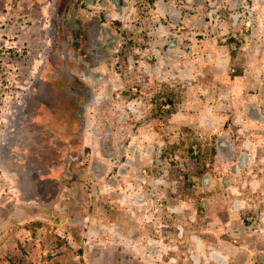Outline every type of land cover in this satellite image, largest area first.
<instances>
[{
	"label": "rangeland",
	"instance_id": "1",
	"mask_svg": "<svg viewBox=\"0 0 264 264\" xmlns=\"http://www.w3.org/2000/svg\"><path fill=\"white\" fill-rule=\"evenodd\" d=\"M78 1L0 0V203L12 189L20 199L31 196L37 177L49 171L73 172L82 189L102 191L96 213L118 219L115 230L138 234L139 244L144 237L157 239L145 243L146 251L160 256L156 264H264V124L254 128L230 109L229 88L216 74L222 70L218 49L240 53L244 44L250 46L254 28L264 32V0H236V7L232 0L170 1L168 10L180 13L172 20L170 12L154 10L158 0H80L74 14L86 21L82 29L89 26L91 42L108 43L118 35L119 43L99 62L84 58L75 68L71 46L62 60L60 44L66 41L60 35L70 33L65 22ZM160 24L170 39L157 45ZM78 36L86 39L84 31ZM193 57L199 63L191 64ZM176 59L173 66L205 67L190 74L204 94H198L199 103L225 117L211 118L206 128H165L152 140L140 125L159 116L162 106L155 103L154 113L141 120L130 113L128 100L140 90L132 75L141 63ZM235 68L229 67L230 76ZM79 82L94 93L87 135V128H62L67 117L74 118L64 104L66 88ZM104 110L110 111L106 118ZM69 141L75 142L72 151L64 147ZM188 151L200 159L185 156ZM117 192L123 193L122 206L113 196ZM22 227L10 238L25 251L29 236ZM3 231L4 226L0 238ZM107 250L117 253L110 255L113 264H137L130 260L131 248L109 242ZM0 264L13 263L0 258Z\"/></svg>",
	"mask_w": 264,
	"mask_h": 264
},
{
	"label": "crops",
	"instance_id": "2",
	"mask_svg": "<svg viewBox=\"0 0 264 264\" xmlns=\"http://www.w3.org/2000/svg\"><path fill=\"white\" fill-rule=\"evenodd\" d=\"M170 1L175 2V0H169L168 3L165 0H158L154 10L158 13L170 12L169 18L172 20L178 18L180 13L176 8L168 10ZM232 3L236 7V0H232ZM158 7L159 10H157ZM163 27L164 25L160 24L157 45H162L170 39L169 31ZM261 28L258 26L253 29L254 39H249L252 41L250 46L248 43L244 44L242 52L233 54L225 48H220L217 51L220 55L216 57L218 64L220 63L222 67V70L216 74L223 79L222 84H227L226 89H230L227 91L230 109L233 111L235 107L240 119L251 126L257 125L258 121L264 124L261 108L263 105L261 102L264 103V79L261 78V73L264 72V38H262L264 32H260ZM193 58V61H190L191 64H194L196 60L199 63L198 58ZM175 61L177 59L170 63L162 61L152 64L141 63L142 65L140 64L139 69L132 75L133 79L131 78L139 79L140 90L138 96L128 100L127 107L130 113L139 115L141 120L151 116V110L154 113L155 103L162 106L158 112L159 116L155 117L152 114L151 118L147 119L148 123L140 125L145 127L143 133L152 137V140H157L159 135H163L165 128L176 132L181 130V126L185 123L188 129L206 128V123L211 118H216L217 115L220 118L225 117L223 113L213 112L207 104L199 103L198 98L203 92L201 89V94L197 92L198 83L197 86L193 85L190 74L195 72L201 74L205 67L200 68L197 64L196 68L186 69L183 65L173 66ZM233 66L236 67L233 69L234 75L230 76L228 69ZM203 83H206L205 79ZM256 83L261 84L255 86ZM162 85L165 86L166 91L160 89ZM163 98L167 99L166 103L160 101ZM109 113L110 111L104 110V117L106 118ZM258 116L262 119H258ZM72 122L67 120L62 128H67L65 126L69 125L75 129L77 125L73 120ZM260 125L254 128H260ZM85 126L89 127L88 123ZM87 133H89L88 128L85 134ZM74 145V141H69L64 147H67L66 150H71ZM65 152L63 150L61 154L65 155ZM67 177L70 180L65 184L64 179ZM47 182L52 185L49 189L46 188ZM206 182H211L210 178ZM78 183H80L78 176L73 172L49 171L37 177L31 186V196L20 199L14 189L7 192V199L0 203V227L4 226L0 238V258H8L13 264H113L110 260L112 252L107 250L110 242L117 248L120 246L131 248L133 256L129 259L137 260V264L140 260L150 264L153 260L156 264L154 260L159 259L160 256L156 252L146 251L145 243L150 241L154 243L157 239L144 237L139 244L138 234L136 237L135 234H130L126 230L124 232L115 230L114 222H118V219L107 217L104 213H96L98 206L95 200L102 191L97 190L90 194L88 189H82ZM36 192L39 198L36 197ZM122 195V192L113 194L117 198L116 203H121ZM19 224L24 226L22 228L26 232L25 235L29 236L28 248L24 249L25 251L15 246V238H10L13 229H17ZM173 240L178 241L176 238ZM11 244L13 249L9 251ZM123 254L124 252L118 253L120 257ZM172 259L175 260V257Z\"/></svg>",
	"mask_w": 264,
	"mask_h": 264
},
{
	"label": "flooded vegetation",
	"instance_id": "3",
	"mask_svg": "<svg viewBox=\"0 0 264 264\" xmlns=\"http://www.w3.org/2000/svg\"><path fill=\"white\" fill-rule=\"evenodd\" d=\"M79 2H80V0L76 3L75 2L73 3L74 7L69 8V14L67 15V18H66L65 23L69 27L68 31H70V33L65 34L66 36H64L63 34H62L63 36L60 35V37L63 40H65L66 43L64 42V43L60 44V42L57 40L58 37H56V36L54 39V48H58L59 44H60V49L65 48V50H63L64 52L61 54L62 60L67 57V54H64V53H66V51H68L70 49V46H71V50L74 51V56L76 59V61L71 62V66L73 65V66H75V68H79L81 66V60L84 61L85 60L84 58L91 59L93 62H96V61L100 60V58L102 57L101 53H96V54L91 53L92 49L91 48L89 49V46L93 42H91V40H90V37H91L90 32L91 31L89 30V26L84 27L82 29V27L84 26L86 21L80 19L79 17H77L74 14L76 8H78L76 6L79 4ZM113 2H116V0H113ZM98 3H99V1H98ZM79 29L81 31H79ZM82 31L85 32V36H84V37H86L85 40L83 37L81 39L78 36V35H80V33H82ZM68 42H71V43L68 44ZM82 42L84 44H82ZM105 50H106V48H105ZM80 54H83V59L80 58V56H79ZM67 74H68V71L63 76H65ZM71 77H74V76H71ZM80 83H82V82H79V84L78 83L76 84L77 88L79 87V85H81ZM67 84H69V83H67ZM77 88H75V89L73 88L69 91H67V89H69V88H66L67 94L65 93L66 98L64 99V104H66V107H67L66 109L70 112V115H74V113H80V111L82 110V108L80 106V103L82 101L81 95L79 96L78 94L76 95V93L72 92L73 90L74 91L77 90ZM88 104H86V105H88ZM70 107H73V108L71 109ZM86 112H87V106H86ZM71 123H73L72 119H71ZM75 124H76V122H75Z\"/></svg>",
	"mask_w": 264,
	"mask_h": 264
},
{
	"label": "trees",
	"instance_id": "4",
	"mask_svg": "<svg viewBox=\"0 0 264 264\" xmlns=\"http://www.w3.org/2000/svg\"><path fill=\"white\" fill-rule=\"evenodd\" d=\"M101 17H103V15H101ZM97 20H99L97 18ZM96 41H93V43H91V45L89 46V49L91 48V53L92 54H96L99 51H105L102 55H106L108 54L107 49L105 50L106 45L101 43L100 40L96 39ZM119 43V36L118 35H114L113 38L108 42L109 46H115ZM104 46V47H103ZM109 56V54H108ZM109 59L105 58L104 61H108ZM71 90V89H70ZM73 93H76V95L78 94L79 96L81 95V103L80 106L82 108V110L80 111V113H74V118H70V120L72 119L73 121L76 122V125L78 127V129L80 131H82L84 129V126L86 124V104L90 103L92 100H94V93L92 92V90L90 91L89 87L84 85L83 83L81 85H79V87L77 88V90H73ZM68 114H70V112L67 110ZM68 118V117H67ZM68 119H66L67 121ZM68 120V121H70ZM71 123V121H70ZM106 136V135H105ZM107 141L105 140V143ZM106 153V152H105ZM185 156H192L191 151H188ZM200 157V155H196V156H192V158H196L198 160V158Z\"/></svg>",
	"mask_w": 264,
	"mask_h": 264
},
{
	"label": "clouds",
	"instance_id": "5",
	"mask_svg": "<svg viewBox=\"0 0 264 264\" xmlns=\"http://www.w3.org/2000/svg\"><path fill=\"white\" fill-rule=\"evenodd\" d=\"M121 5V4H120ZM118 7H119V9H121V7L118 5ZM99 40V39H98ZM103 44H105L106 45V49H107V51H109L110 50V48H113V46L111 47V46H109L108 45V43H103ZM87 119H88V117H87V112H86V121H87ZM75 122V121H74ZM84 128H86V126H84ZM106 135V134H105Z\"/></svg>",
	"mask_w": 264,
	"mask_h": 264
}]
</instances>
